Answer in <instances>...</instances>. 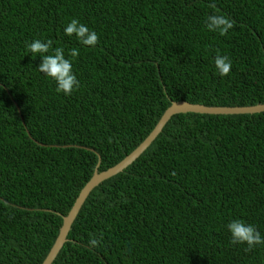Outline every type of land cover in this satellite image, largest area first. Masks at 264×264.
Wrapping results in <instances>:
<instances>
[{
    "label": "trees",
    "instance_id": "trees-1",
    "mask_svg": "<svg viewBox=\"0 0 264 264\" xmlns=\"http://www.w3.org/2000/svg\"><path fill=\"white\" fill-rule=\"evenodd\" d=\"M216 9L225 36L204 27ZM73 18L95 47L65 35ZM35 39L79 49L71 96L36 70ZM176 101L264 104V0H0V264H42L98 160L118 164ZM235 219L264 237V112L177 114L90 193L52 264H264V245L230 243Z\"/></svg>",
    "mask_w": 264,
    "mask_h": 264
},
{
    "label": "clouds",
    "instance_id": "clouds-1",
    "mask_svg": "<svg viewBox=\"0 0 264 264\" xmlns=\"http://www.w3.org/2000/svg\"><path fill=\"white\" fill-rule=\"evenodd\" d=\"M208 7L215 8V4L210 2ZM204 27L209 32L225 36L235 27V21L216 9L215 12L207 15ZM64 33L70 37L75 36L79 43L86 47H95L99 43L98 34L76 18L70 20L64 28ZM52 45L53 40L51 39L46 41L35 39L28 43L26 47L32 56L41 58L42 62L36 70L55 81V91L58 94L62 93L65 96H71L74 91L80 88V81L74 74L72 66L73 60L79 56V49H70L68 55L72 59H68L65 57L62 47L53 48ZM214 66L220 76H227L231 71L232 61L228 55H220L218 53L214 58ZM226 228L230 233V243L232 245H246L244 249L246 252L251 251L256 246L264 245V237L261 236L257 228L254 225L246 224L241 219L229 222ZM102 240V236L90 235L88 247L90 249L97 248L101 245Z\"/></svg>",
    "mask_w": 264,
    "mask_h": 264
},
{
    "label": "water",
    "instance_id": "water-1",
    "mask_svg": "<svg viewBox=\"0 0 264 264\" xmlns=\"http://www.w3.org/2000/svg\"><path fill=\"white\" fill-rule=\"evenodd\" d=\"M263 112L264 104L247 107H211L201 104H193L186 101L172 102L170 106L164 111L163 115L161 116L153 130L149 133V135L118 164L103 172H98V168L100 165V160H98L92 177L79 192L68 214L66 216H62V225L59 228L57 238L50 251L46 254V257L43 260L42 264H52L56 259V255L59 254L63 245L68 241L67 236L71 229V226L90 192L103 181L121 173L123 169L125 170L129 165H131L139 157V155L142 154L151 145V143L161 133L162 129L168 123L172 116L185 113L207 115H253Z\"/></svg>",
    "mask_w": 264,
    "mask_h": 264
},
{
    "label": "rangeland",
    "instance_id": "rangeland-1",
    "mask_svg": "<svg viewBox=\"0 0 264 264\" xmlns=\"http://www.w3.org/2000/svg\"><path fill=\"white\" fill-rule=\"evenodd\" d=\"M99 166H100V165H99ZM92 175H93V174H92ZM94 189H95V188H94ZM94 189H93V190H94ZM93 190H92V191H93ZM80 191H81V190H80ZM80 191H79V192H80ZM92 191H91V192H92ZM91 192H90V193H91ZM78 194H79V193H78ZM89 195H90V194H89ZM89 195H88V196H89ZM87 198H88V197H87Z\"/></svg>",
    "mask_w": 264,
    "mask_h": 264
}]
</instances>
